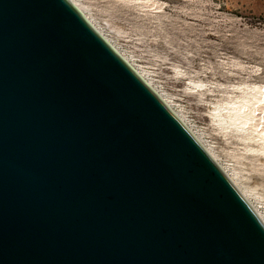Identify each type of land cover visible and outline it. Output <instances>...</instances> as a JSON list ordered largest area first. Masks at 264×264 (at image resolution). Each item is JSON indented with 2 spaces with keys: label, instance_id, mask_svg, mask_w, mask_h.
I'll list each match as a JSON object with an SVG mask.
<instances>
[{
  "label": "water",
  "instance_id": "obj_1",
  "mask_svg": "<svg viewBox=\"0 0 264 264\" xmlns=\"http://www.w3.org/2000/svg\"><path fill=\"white\" fill-rule=\"evenodd\" d=\"M0 264H264V224L68 0H0Z\"/></svg>",
  "mask_w": 264,
  "mask_h": 264
},
{
  "label": "rangeland",
  "instance_id": "obj_2",
  "mask_svg": "<svg viewBox=\"0 0 264 264\" xmlns=\"http://www.w3.org/2000/svg\"><path fill=\"white\" fill-rule=\"evenodd\" d=\"M77 1L264 215V0Z\"/></svg>",
  "mask_w": 264,
  "mask_h": 264
},
{
  "label": "bare ground",
  "instance_id": "obj_3",
  "mask_svg": "<svg viewBox=\"0 0 264 264\" xmlns=\"http://www.w3.org/2000/svg\"><path fill=\"white\" fill-rule=\"evenodd\" d=\"M85 18V20L90 24V26L108 43V45L125 61V63L128 64V66L144 81V83L161 99V101L166 105V107L174 114V116L185 126V128L191 133V135L196 139V141L203 147V149L208 153V155L215 161V163L220 167V169L223 171V173L228 177V179L231 181V183L235 186V188L239 191V193L244 197V199L248 202V204L253 208V210L256 212L258 217L261 219V221L264 224V215L258 210V208L253 204L251 195L249 191L243 187L238 178H236L232 173H230L226 167L221 166L217 159L215 158L214 154L210 150L209 146H207L203 141H201L199 134L194 130L193 126L184 118L185 115H182L176 107L171 103L170 98L166 95H164L160 89L158 90L154 85L151 84V81H149L145 75L142 73V70H140V67L137 68L129 59L126 57L122 51L118 49V47L113 45L111 41H109L104 33L100 30V28L94 23V21L89 17L88 13L85 11L84 7L80 5V3L77 0H68ZM258 102V101H257ZM261 104V102H260ZM263 104V103H262ZM255 105V104H254ZM255 108V106H254ZM250 110V109H249ZM254 110V109H253ZM211 113V112H210ZM236 113V112H235ZM258 113V112H257ZM212 116H214L215 112H212ZM253 115V114H252ZM258 115V114H257ZM227 117L232 118L231 124H235V121H237L241 114L239 115V112L236 114L228 113L226 115ZM250 117V116H249ZM250 120V119H249ZM247 123L246 120H244L243 125ZM250 123V122H249ZM241 128V127H240ZM244 128V126H243ZM244 131V130H243ZM249 131V130H248ZM237 132H239L237 130ZM241 133V132H240ZM259 141V140H257ZM264 141V140H263Z\"/></svg>",
  "mask_w": 264,
  "mask_h": 264
}]
</instances>
